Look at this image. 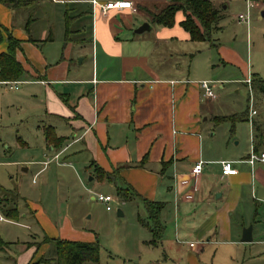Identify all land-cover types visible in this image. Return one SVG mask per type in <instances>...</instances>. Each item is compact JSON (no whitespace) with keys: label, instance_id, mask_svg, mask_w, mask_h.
Returning a JSON list of instances; mask_svg holds the SVG:
<instances>
[{"label":"crops","instance_id":"crops-1","mask_svg":"<svg viewBox=\"0 0 264 264\" xmlns=\"http://www.w3.org/2000/svg\"><path fill=\"white\" fill-rule=\"evenodd\" d=\"M92 1L101 6L127 2L131 8L102 11ZM173 2L21 0L14 7L0 4V26L21 41L16 59L25 75L17 82L24 85V94L33 102L34 116L43 123L37 126L42 135L38 146L43 151L33 164L40 167L33 182L54 164L57 169L53 178L64 182L69 172L77 180L88 175L89 182H105L117 197L118 189L129 190L131 200L119 197L124 204L138 203L148 214L145 202L153 203L160 208L159 218L165 213L164 219L173 213L175 233L179 239L184 236L177 241L180 245L187 244L186 239L191 237L207 244L229 240L235 215L240 229L252 224L250 244L262 245L264 241L260 237L255 241L254 237L256 227L258 236L261 234L264 220V164L251 167L245 162L251 148L255 151L253 121L258 117L245 121L249 124L250 146L243 151L239 142L229 146L226 138L214 141L215 132L205 133V116L214 120L223 117L215 113L217 97H205L200 83L209 82L211 89L215 84L222 89L224 81H213L205 74L197 76L193 63L186 68L184 60L193 55L190 45L198 42L191 41L179 26L184 19L181 12L175 15L171 28L151 22L152 14ZM144 23L150 31L135 34ZM5 50L6 41L0 45V52ZM78 58H82L79 63L88 58L85 70L75 68ZM221 65H228V61L221 59ZM254 76L248 74L244 83ZM46 128L63 140L59 148L46 143ZM235 133L239 136V128ZM198 162L203 163L202 172L192 178L191 170ZM221 162L233 163L238 173L223 175ZM82 185L95 200L93 188ZM37 188L44 191L48 185L44 180ZM5 193L12 194L0 187V195ZM16 197L20 219L8 220L0 211V223L32 233L25 241L9 239L1 225L0 239L7 245L0 250V264H37L41 258H54V248L42 243L46 238L97 242L67 218L61 223L53 221L31 203L21 207V198L18 194ZM250 203L255 209L248 220L241 208ZM105 211L112 209L107 211L105 207ZM120 212L119 217H123L124 211ZM250 212L248 207L247 214ZM141 225L146 226L145 222ZM163 231L160 241L154 242L149 230L150 246L162 243ZM241 236L240 231V243ZM194 242L188 243L190 249L196 248Z\"/></svg>","mask_w":264,"mask_h":264},{"label":"rangeland","instance_id":"rangeland-1","mask_svg":"<svg viewBox=\"0 0 264 264\" xmlns=\"http://www.w3.org/2000/svg\"><path fill=\"white\" fill-rule=\"evenodd\" d=\"M209 1L218 12L219 20L209 40L190 45L193 55L184 60L185 66L189 68L193 63L197 76L203 77L202 74H205L213 81H224L222 89H219L220 85H212L217 97L214 102L217 116L242 115L248 111L252 101L256 112L253 118L258 117L263 124L264 101L257 104L244 81L248 74L264 79V3L252 0ZM223 58L228 65H221ZM87 59L82 63H79L82 58L75 60V68L85 70ZM197 62H200L199 66H196ZM24 90V85H19L16 91L10 89L9 85L0 84V187L12 192L4 194L9 201L17 202L18 194L23 203L21 207L31 203L49 219L61 223L67 218L78 231L92 234L100 246L99 262L85 264H264V244L240 243V231L242 233L252 224L240 229L237 215L232 218L233 229L229 240H213L207 244L191 237L186 239L187 244L180 245L177 241L184 236L179 239L175 233L173 213L166 216L168 219H164V213L159 218L164 228L162 243L150 246L152 238L149 228L153 224L145 209L138 203L121 202L116 191L105 182H89L91 177L88 175H82L77 180L71 172L65 175L63 182L53 178L57 169L54 164H50L46 173L33 182L34 174L40 169L33 164L40 159L43 151L38 146L42 135L37 126L43 123L34 116L33 102L24 94ZM203 120L205 133H216L214 141L226 138L229 146L239 142L242 151L250 146L247 122H238L234 126L230 122L218 125L209 115ZM238 128L239 136L235 133ZM23 169H27V172ZM43 179L48 188L39 191L37 187L44 182ZM82 183L93 188V196H111L115 200L111 204L112 211L106 212L103 204L91 200ZM248 207L250 214H247ZM241 209L243 216L251 220L255 209L253 203ZM118 210L124 211L123 217L117 215ZM140 221L145 222L146 226L143 227ZM1 225V230L9 239L25 241L32 233V230L17 225ZM260 232L258 236L256 227L255 241L259 237L264 241V220ZM191 241L197 243L195 249L188 247Z\"/></svg>","mask_w":264,"mask_h":264},{"label":"trees","instance_id":"trees-1","mask_svg":"<svg viewBox=\"0 0 264 264\" xmlns=\"http://www.w3.org/2000/svg\"><path fill=\"white\" fill-rule=\"evenodd\" d=\"M262 1L264 0H252ZM0 4L13 7L21 4V0H0ZM181 12L184 19L179 26L189 34L190 40L193 42L207 41L210 34L215 28L219 17L218 12L213 8L209 0H174L158 13L151 15V22L155 25L171 28L175 24V15ZM6 41V50L0 52V83H12L20 81L25 70L16 59V53L20 49L21 41L13 37L10 32L0 26V45ZM250 89L254 94L256 103L264 101V79L254 76L251 80ZM248 120V111L242 115H233L231 117L215 118V122L220 125L230 122L233 126L238 122ZM255 130L254 142L255 152L264 151V123L259 120L253 121ZM45 141L49 146L59 148L63 140L55 137L50 128L44 130ZM117 195L124 201L131 200L133 194L129 190H117ZM149 220L153 224L150 232L154 242H159L163 227L159 223V207L153 203L145 202ZM0 211L8 220L16 221L20 219V214L15 202H11L5 198L4 194L0 196ZM42 243L50 244L55 251L54 258H41L37 264H85L98 263L100 255V246L95 243H81L66 241L60 239L46 238ZM41 243V244H42ZM0 239V250L6 246ZM40 245V244H38Z\"/></svg>","mask_w":264,"mask_h":264},{"label":"built area","instance_id":"built-area-1","mask_svg":"<svg viewBox=\"0 0 264 264\" xmlns=\"http://www.w3.org/2000/svg\"><path fill=\"white\" fill-rule=\"evenodd\" d=\"M92 3L96 6H99L102 11H107L110 9L120 10V9H130L131 8V4L127 3V2H111V3L104 4L103 6L99 5L95 1H92ZM8 84L10 86V89L17 90L18 85L20 83L19 82H12V83H8ZM246 84L248 85V87L250 89V84H251L250 80H247ZM200 87L203 90L205 97L210 98V99L216 98L215 94L213 93V91L210 87L209 82H201ZM252 104H253V102L251 101L250 108H248V110H249V121L256 114L255 110H253ZM245 162L247 164H249L251 167H253L257 163L264 164V152L257 153L254 151V149L251 148L250 153H249V157L246 159ZM221 167H222V174L225 176L236 175L238 173L237 170L234 168L233 163L221 162ZM202 168H203L202 162H198L197 164H195L191 170V173H190L192 178L198 177L202 172ZM181 184H183V185L186 184V181H182ZM95 200L97 202L105 205L107 211L111 210V203L113 202V198L111 196L99 194L95 197ZM190 246H192V244Z\"/></svg>","mask_w":264,"mask_h":264},{"label":"water","instance_id":"water-1","mask_svg":"<svg viewBox=\"0 0 264 264\" xmlns=\"http://www.w3.org/2000/svg\"><path fill=\"white\" fill-rule=\"evenodd\" d=\"M150 31V26L147 23L142 24L140 27H138L134 33L135 34H142L143 32ZM118 216H121V212L118 211ZM241 242L242 243H250L252 242V225L249 227L243 229L242 236H241Z\"/></svg>","mask_w":264,"mask_h":264}]
</instances>
